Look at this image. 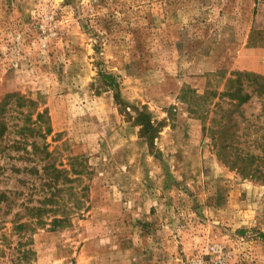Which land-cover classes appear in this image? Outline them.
Returning <instances> with one entry per match:
<instances>
[{"label": "rangeland", "instance_id": "obj_1", "mask_svg": "<svg viewBox=\"0 0 264 264\" xmlns=\"http://www.w3.org/2000/svg\"><path fill=\"white\" fill-rule=\"evenodd\" d=\"M237 70L264 76V0H0V102L24 95L51 127L6 139L0 264L26 248L29 264H264V183L219 159L195 110ZM45 143L47 160L83 159L89 207L26 240L9 220L38 198L23 182Z\"/></svg>", "mask_w": 264, "mask_h": 264}, {"label": "trees", "instance_id": "obj_2", "mask_svg": "<svg viewBox=\"0 0 264 264\" xmlns=\"http://www.w3.org/2000/svg\"><path fill=\"white\" fill-rule=\"evenodd\" d=\"M14 97L16 99H13ZM198 97L202 101H208L206 106L197 105L195 110L200 112L203 132L210 139L219 159L234 168L243 178L264 183V76L237 70L228 78L226 77L222 89L209 88ZM253 97L260 100V108L256 114L248 115L243 104ZM31 101L24 95L13 92L7 94L0 102V158H17L8 156L9 149L20 145V140H12L11 143L6 140L11 132L25 133L24 137L37 134L46 137L51 132V127L45 124L46 120L42 112H37L36 118L25 113L27 111L24 107ZM12 102L14 106H11ZM6 108L16 110L17 115L25 117L20 119L15 116L17 121L9 124L6 121ZM137 117L141 121V130L152 142L156 126L150 114L140 111ZM22 120L29 121V124H20ZM32 143L33 148L29 152L36 155L38 143L35 140H32ZM42 146L45 155L37 159L34 167L26 170L36 173V176L33 180L29 179V182H23L24 185L33 186L34 194L38 195V198L33 205H29L31 199L27 196L28 193L22 194V207L14 212L13 218L9 220L12 223V232L26 240L30 238L29 230L34 231L44 227L56 229L66 226L71 222L74 214L85 211L89 207L88 185L84 178L86 164L83 159L80 156H70L69 163L61 159L47 160L52 151L48 150L47 143ZM11 169L15 170L14 167ZM4 170V165H0V174ZM17 192L15 190L14 194ZM5 193L6 190L0 189V209H3L1 203L7 200H4ZM10 202L7 204L8 207ZM6 214L8 211L4 210L3 215ZM21 216H28L31 220H21L19 218ZM1 221L4 227L3 224L6 221L3 218ZM30 253V248L20 249L12 260V264H29L27 257Z\"/></svg>", "mask_w": 264, "mask_h": 264}]
</instances>
